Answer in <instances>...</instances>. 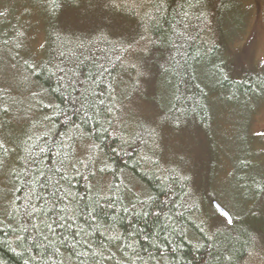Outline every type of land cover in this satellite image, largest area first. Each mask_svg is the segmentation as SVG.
Segmentation results:
<instances>
[{"label":"trees","instance_id":"trees-1","mask_svg":"<svg viewBox=\"0 0 264 264\" xmlns=\"http://www.w3.org/2000/svg\"><path fill=\"white\" fill-rule=\"evenodd\" d=\"M113 4L139 28L104 20L86 39L58 41L33 73L51 105L42 131L24 146L13 200L0 209V264H264L256 230L242 218L226 224L208 216L213 197L162 160L161 131L139 116L148 86L151 104L167 106L165 118L202 122L214 91L232 101L264 93V83L232 78L222 64L229 0ZM163 86L171 95L160 104ZM6 112L0 108V168L15 152Z\"/></svg>","mask_w":264,"mask_h":264},{"label":"rangeland","instance_id":"rangeland-1","mask_svg":"<svg viewBox=\"0 0 264 264\" xmlns=\"http://www.w3.org/2000/svg\"><path fill=\"white\" fill-rule=\"evenodd\" d=\"M114 1L74 0L76 5L62 9L50 1L0 0V93L4 95L0 108L7 111L3 115L9 125L6 136L15 149L0 168L2 213L13 200V179L24 146L42 131V122L48 117L46 107L51 105L34 82L33 73L50 62L58 41L86 39L103 29L104 20L139 28L138 21L115 7ZM229 4L224 5L230 12L222 64L233 69L232 78L245 75L264 83V0H229ZM163 87L160 104L171 95L170 89ZM148 88L140 97L139 116L161 131L165 146L162 160L189 172L201 196H212L236 221L242 218L244 227L255 229L264 250V202L260 203L264 192V93L254 100L232 101L220 99L214 91L209 114L202 122L179 116L165 118L167 106L162 104L161 110L155 102L151 104L155 90ZM133 191L139 194L142 186L134 185ZM206 209L214 221L228 224L211 202Z\"/></svg>","mask_w":264,"mask_h":264},{"label":"water","instance_id":"water-1","mask_svg":"<svg viewBox=\"0 0 264 264\" xmlns=\"http://www.w3.org/2000/svg\"><path fill=\"white\" fill-rule=\"evenodd\" d=\"M213 207L216 209V211L228 222H233V217L230 215V213L225 210L218 202H213Z\"/></svg>","mask_w":264,"mask_h":264},{"label":"bare ground","instance_id":"bare-ground-1","mask_svg":"<svg viewBox=\"0 0 264 264\" xmlns=\"http://www.w3.org/2000/svg\"><path fill=\"white\" fill-rule=\"evenodd\" d=\"M215 210V209H214Z\"/></svg>","mask_w":264,"mask_h":264}]
</instances>
